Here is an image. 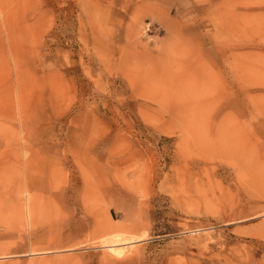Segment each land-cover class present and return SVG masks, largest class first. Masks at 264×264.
Instances as JSON below:
<instances>
[{"label":"rangeland","instance_id":"obj_1","mask_svg":"<svg viewBox=\"0 0 264 264\" xmlns=\"http://www.w3.org/2000/svg\"><path fill=\"white\" fill-rule=\"evenodd\" d=\"M0 264H264V0H0Z\"/></svg>","mask_w":264,"mask_h":264},{"label":"bare ground","instance_id":"obj_2","mask_svg":"<svg viewBox=\"0 0 264 264\" xmlns=\"http://www.w3.org/2000/svg\"><path fill=\"white\" fill-rule=\"evenodd\" d=\"M2 66V65H1ZM23 156V155H22ZM24 159V158H23ZM26 167V166H25ZM64 188V187H63ZM66 190H67V188H66ZM24 191H25V189H24ZM51 194V193H50ZM86 196H88V195H86ZM82 198V197H81ZM84 198V197H83ZM139 236H143V235H139ZM145 236V235H144ZM140 238V237H139ZM125 240L126 239H128V238H124ZM130 239V238H129ZM123 239L121 238V237H117V238H115V239H113L111 242L112 243H108L107 244V246H108V248L111 250V251H114V252H116V253H121V251H122V249H123V247H120L123 243L125 244L126 242H128V241H125V242H123V243H118V242H120V241H122ZM130 242V241H129ZM106 246V245H105ZM106 246V247H107ZM33 249V248H32ZM33 251V250H32ZM113 254V253H112Z\"/></svg>","mask_w":264,"mask_h":264},{"label":"crops","instance_id":"obj_3","mask_svg":"<svg viewBox=\"0 0 264 264\" xmlns=\"http://www.w3.org/2000/svg\"><path fill=\"white\" fill-rule=\"evenodd\" d=\"M49 60H51V59H49ZM54 60H55V58H54ZM52 61V60H51ZM54 62V61H53ZM90 263V262H89Z\"/></svg>","mask_w":264,"mask_h":264}]
</instances>
